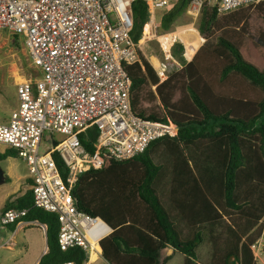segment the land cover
Returning a JSON list of instances; mask_svg holds the SVG:
<instances>
[{
    "label": "trees",
    "instance_id": "1",
    "mask_svg": "<svg viewBox=\"0 0 264 264\" xmlns=\"http://www.w3.org/2000/svg\"><path fill=\"white\" fill-rule=\"evenodd\" d=\"M186 2L177 0L161 15L163 30ZM250 7L264 21V0L223 14L204 5L197 24L202 44L185 60L182 45L174 42L170 51L179 66L162 80L139 49L138 60L124 65L132 113L172 122L177 130L130 158L104 155L100 168L81 173L70 188L75 207L109 228L98 240L105 264H165L170 255L159 257L166 246L181 254L182 264H196V247L205 238L212 243L209 264H256L249 246L264 214V26L249 32ZM131 12L129 37L139 43L147 28L144 1L134 0ZM94 136L93 129L79 134L88 151ZM13 152L7 148L0 159ZM160 155L170 162L166 193L156 183L161 164L155 156ZM25 180V191L2 210L25 208L23 220L44 225L46 250L36 264L83 263L79 247L59 249L56 215L31 207V180ZM225 218L228 239L217 252ZM13 225L6 226L12 230Z\"/></svg>",
    "mask_w": 264,
    "mask_h": 264
},
{
    "label": "built area",
    "instance_id": "2",
    "mask_svg": "<svg viewBox=\"0 0 264 264\" xmlns=\"http://www.w3.org/2000/svg\"><path fill=\"white\" fill-rule=\"evenodd\" d=\"M133 1L0 0V31L21 36L36 72L15 83L16 104L0 121V144L26 164L31 207L56 215L59 249L79 247L86 260L100 239L87 233L101 220L75 207L70 188L78 176L100 168L104 155L130 158L151 140L173 136L177 130L172 122L143 119L130 110V81L124 65L138 60V43L129 37ZM142 1L149 33L141 38L158 37L155 10L167 8L169 0ZM261 1L187 0L184 12L194 20L204 5H213L217 14H223ZM155 73L159 80L167 74L159 66ZM88 129L95 132L92 151L79 141V134ZM26 211L4 209L0 225L16 224ZM257 226L249 249L255 263H264V214Z\"/></svg>",
    "mask_w": 264,
    "mask_h": 264
},
{
    "label": "rangeland",
    "instance_id": "3",
    "mask_svg": "<svg viewBox=\"0 0 264 264\" xmlns=\"http://www.w3.org/2000/svg\"><path fill=\"white\" fill-rule=\"evenodd\" d=\"M171 1L172 0H170V2ZM167 8L161 7L155 10L156 20H158ZM246 14L249 22V32L256 34L257 30L264 26L261 13L260 11L250 7ZM198 17L193 20L187 16L184 11H180L171 21L170 27L167 30H162L160 26H157L156 34L158 36L175 30L176 32L183 33L184 27L182 26L185 25H187L188 28L193 29L192 32L194 33L193 37L186 36L187 38H184V40L178 39L177 34L170 36L164 43L165 47L162 46L160 39L158 41L156 38L151 39L154 42L152 43V41H150L149 43L151 44L150 51L153 52L152 57L155 62L157 61L159 63V69H161L164 74L176 69L179 66L178 58L171 55L170 51V46L174 42H179L182 45V50L179 52L185 60H189L191 58L194 46L202 44V35L197 31ZM182 41L185 44L188 41L193 44V47L192 45L188 46L183 44ZM35 73V70L30 67L25 49L22 45L21 36H11L6 31H0V121L6 120L9 111L16 104L15 83L20 82L23 78H28L30 75H34ZM60 137L61 135L54 134V138ZM5 150H7V147L4 144H0V152ZM13 153L14 155L10 154L0 159V171L3 175H9L11 178V186H14L16 183L17 187L20 185L24 189L27 187V182L19 178H23L25 176L26 178L28 177L27 167L25 162L17 157L15 152ZM158 153L162 154V150ZM155 161L156 163L161 164L159 178L156 180L157 187L166 193L167 180L170 172V162H167V159L163 155H160L159 157L155 156ZM12 181L14 182L12 183ZM10 185L6 182H0V207L4 200V191L6 188L11 187ZM2 211L3 210L1 209L0 213ZM225 221L226 218L221 221L222 223L220 225L222 228H219L221 234L217 235V243L215 244L217 252L223 249L224 242L228 239L227 235H225L226 233L224 232L226 224ZM217 232L219 233L218 230ZM10 233L11 231L8 226L0 225V264H34L39 250H41L45 245L44 226L36 221L35 224L19 230L13 235V237H11ZM87 234L90 235V232ZM211 247L212 243L207 238H205V240H203V242L196 247V264L210 263ZM164 255L165 250H161L160 257H163ZM181 260V254L174 251L165 264H182ZM93 264H102L101 258ZM257 264L264 263L258 262Z\"/></svg>",
    "mask_w": 264,
    "mask_h": 264
},
{
    "label": "crops",
    "instance_id": "4",
    "mask_svg": "<svg viewBox=\"0 0 264 264\" xmlns=\"http://www.w3.org/2000/svg\"><path fill=\"white\" fill-rule=\"evenodd\" d=\"M177 2V0H172L171 2H170V0H169V6L171 7L172 5H174L175 3ZM171 4V5H170ZM168 6V8L164 11V12H166L170 7ZM184 11V10H183ZM161 17V16H160ZM160 17L158 18V20H156V18H155V22H156V24H159V19H160ZM159 26V25H158ZM187 25H185V26H182V27H184L183 28V33H180V32H176V30L175 31H173V32H168L167 34L165 33V34H160L158 37H155L156 38V40L158 41L159 39H160V41L162 42V46L163 47H165L164 46V43H165V41H166V39H168V37H170V36H173V35H176L177 34V38L178 39H181V40H184V38H187L186 36H188V37H193V29H190V28H188V26L186 27ZM170 27V26H169ZM168 27V28H169ZM178 27V26H177ZM180 27V26H179ZM157 28V27H156ZM161 28V27H160ZM162 29V28H161ZM163 30V29H162ZM147 33H149V28H148V24H147V28H146V31H145V34L144 35H146ZM150 41H152L151 39H146V38H141L140 39V41H139V43H138V49H139V51L141 52V54L146 58V60L150 63V65L153 67V69L155 70V68L156 67H158L159 66V63L156 61L155 62V60H154V58L152 57V51H150V45L151 44H149L150 43ZM183 42V41H182ZM199 42V41H198ZM152 43H154L153 41H152ZM183 44H185L184 42H183ZM185 45H192V47H193V44H191V43H189L188 41H187V43L185 44ZM198 47V45L197 46H194V51H195V49ZM194 51H193V53H194ZM155 53V52H154ZM192 53V54H193ZM156 54V53H155ZM189 59V58H188ZM23 79H26V78H23ZM4 176L6 177L5 179H4ZM19 179H22V180H24V181H26L25 179H26V176L25 177H21V178H19ZM1 182H6V183H8V185H10L11 183V178L9 177V175H6V174H4L3 175V173H2V180H1ZM14 181H12V183H13ZM26 184V183H25ZM27 185V184H26ZM11 186V185H10ZM27 187H28V185H27ZM27 187H25L24 189L19 185L18 187H17V184L15 183L14 184V186H11V187H8V188H6V190L4 191V196H3V202H2V205H1V207H0V210L2 209V206H3V204L6 202V201H12L14 198H16V197H18L19 195H21L24 191H25V189L27 188ZM7 199V200H6ZM6 200V201H5ZM5 201V202H4ZM35 220H21V221H18L16 224H14L13 225V228H12V230H10L11 231V237H13V235L15 234V233H17L19 230H21V229H24V228H26V227H28V226H30V225H33V224H35ZM98 223H95L94 224V226L92 227V229L90 230V231H88V232H90V238H95L96 240L97 239H99V238H101L102 236H104V235H106L108 232H109V228L104 224V223H102L101 221H97ZM43 225V224H42ZM98 241V240H97ZM96 246V248L93 250V251H91L89 254H88V258H87V260H86V264H93V263H95L98 259H100L101 258V260H102V264H105V261L102 259V257H101V255H100V249H99V247H98V243H97V245H95ZM45 250H46V246L44 245L43 247H42V249L41 250H39V252H38V254H37V259L35 260V262H34V264H36L37 263V260H38V258L40 257V255L41 254H43L44 252H45ZM165 250V255L164 256H167V255H171L173 252H174V250L172 249V251H170L169 249H164ZM163 251V250H162ZM177 252V251H176ZM168 253H170V254H168ZM92 254H94L93 256H92ZM163 256V257H164ZM163 257H159V259L161 260ZM257 264V263H256Z\"/></svg>",
    "mask_w": 264,
    "mask_h": 264
},
{
    "label": "water",
    "instance_id": "5",
    "mask_svg": "<svg viewBox=\"0 0 264 264\" xmlns=\"http://www.w3.org/2000/svg\"><path fill=\"white\" fill-rule=\"evenodd\" d=\"M1 180H2V172L0 171V182H1ZM98 247H99V246H98ZM164 249H169L170 251H172V248L169 247V246H166V247L162 248L161 250H164ZM159 260H160V259H159Z\"/></svg>",
    "mask_w": 264,
    "mask_h": 264
},
{
    "label": "bare ground",
    "instance_id": "6",
    "mask_svg": "<svg viewBox=\"0 0 264 264\" xmlns=\"http://www.w3.org/2000/svg\"><path fill=\"white\" fill-rule=\"evenodd\" d=\"M94 247L96 248V246L94 245ZM100 249V248H99ZM94 254H92V256H93Z\"/></svg>",
    "mask_w": 264,
    "mask_h": 264
}]
</instances>
